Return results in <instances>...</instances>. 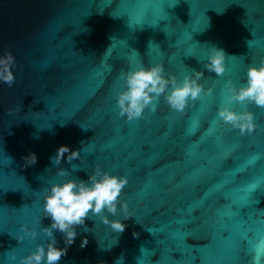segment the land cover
I'll use <instances>...</instances> for the list:
<instances>
[{
	"label": "water",
	"instance_id": "water-1",
	"mask_svg": "<svg viewBox=\"0 0 264 264\" xmlns=\"http://www.w3.org/2000/svg\"><path fill=\"white\" fill-rule=\"evenodd\" d=\"M212 46L225 52L223 76L204 68ZM5 50L16 67L12 87L0 83V264L48 242L42 193L62 179L50 160L61 145L81 150L73 178L87 180L96 165L128 177L120 199L131 217L119 234L86 219L59 264L121 255L123 264H251L264 239V108L231 106L255 113L261 127L251 135L216 113L225 81L242 86L264 61V0H0ZM157 63L178 79L204 71L212 94L183 113L161 98L155 113L126 122L114 107L119 74ZM30 152L37 162L27 166ZM23 224L37 238L18 243Z\"/></svg>",
	"mask_w": 264,
	"mask_h": 264
},
{
	"label": "clouds",
	"instance_id": "clouds-1",
	"mask_svg": "<svg viewBox=\"0 0 264 264\" xmlns=\"http://www.w3.org/2000/svg\"><path fill=\"white\" fill-rule=\"evenodd\" d=\"M16 61L10 50L0 53V83L12 87L15 83ZM204 68L216 76H223L226 72V55L223 49L216 46L209 48ZM247 79L242 86H237L231 80L225 81L226 101L217 109L216 117L233 129H238L241 135H251L257 128L256 115L252 111H234L233 104L255 105L264 108V61L258 66H250L247 69ZM204 71L193 69L182 79H178L171 73H166L161 63L139 66L131 70L121 72L119 80L122 87L115 94V110L119 117L126 122H133L145 118L148 112L155 113L157 106L163 98L168 107L176 112L183 113L190 101H196L202 94L211 95V87L205 90L201 83ZM38 138V137H37ZM67 154V155H65ZM26 165H34L37 162L35 153H29L24 157ZM81 150H71L66 145H61L56 150L51 163L57 167L56 175L61 177L58 182L51 183L43 189V217L50 223L40 229L48 237L46 244H38L28 255L20 257L17 261L15 253L9 257L10 262L16 264H59L61 258L67 254L68 246L75 242L78 235L77 226L85 224V220L98 217L100 222L109 226L114 232L122 233L131 216L128 214V204L122 201L123 189L128 184L126 175H117L106 171L100 165L88 174L87 180L73 173L80 170V166L73 164V160H81ZM255 159H260L257 155ZM62 161H66L71 171L58 167ZM123 214L121 219H110ZM34 227L27 224L21 225L20 233L15 237L18 243L26 238L35 239L40 234ZM63 236L64 247L58 246L55 233ZM133 233V236H137ZM88 243L87 237L81 240V247ZM251 264H264V239H260L251 246ZM115 264H123L121 255Z\"/></svg>",
	"mask_w": 264,
	"mask_h": 264
},
{
	"label": "snow or ice",
	"instance_id": "snow-or-ice-1",
	"mask_svg": "<svg viewBox=\"0 0 264 264\" xmlns=\"http://www.w3.org/2000/svg\"><path fill=\"white\" fill-rule=\"evenodd\" d=\"M171 2H172V3H175V2H176V0H171ZM121 118H123V117H121Z\"/></svg>",
	"mask_w": 264,
	"mask_h": 264
}]
</instances>
